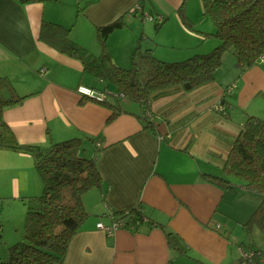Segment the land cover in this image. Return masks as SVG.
<instances>
[{
    "label": "crops",
    "instance_id": "0c3cea01",
    "mask_svg": "<svg viewBox=\"0 0 264 264\" xmlns=\"http://www.w3.org/2000/svg\"><path fill=\"white\" fill-rule=\"evenodd\" d=\"M175 2L0 0V77L9 78L19 95L26 96L22 104L4 112L19 142L47 145L88 136L95 140V148L101 145L97 163L103 184L83 196L89 217L73 237L64 264H176L181 259L192 264H240L238 241L231 239V229L234 221L247 220L260 197L234 179L235 186L223 190L205 181L202 173L222 175V165L247 117L264 118V64L242 71L231 52L223 62L227 74L218 69L214 81L191 91L177 87L161 91L151 102L155 133L144 127L138 105L124 107L125 112L107 123L112 110L77 91L79 85L101 87L100 80L84 75L81 61L39 39L42 22H56L70 28L76 43L99 55L98 27L120 18L123 25L106 41L118 66L123 65L117 59H131L140 35L142 48L168 59L157 53L156 35L169 19L161 9H173ZM136 4L142 10L132 13ZM144 12L163 15L166 21L157 29L156 22L147 23ZM170 31L178 35L182 25L175 21ZM207 40L202 37L190 49L209 51L212 46L203 45ZM232 83L237 87L226 92ZM217 104L224 105L227 112H218ZM2 152L18 168L13 171L23 176L18 163L31 157ZM11 180L17 192L30 193L28 174L23 182L14 174ZM239 194L257 202L248 212L242 206L241 216ZM140 203L154 222L166 225L184 240L190 257L171 249L160 227L150 229L145 224L137 233L119 229L111 236L97 229L98 222H111L113 211Z\"/></svg>",
    "mask_w": 264,
    "mask_h": 264
},
{
    "label": "trees",
    "instance_id": "16d2710c",
    "mask_svg": "<svg viewBox=\"0 0 264 264\" xmlns=\"http://www.w3.org/2000/svg\"><path fill=\"white\" fill-rule=\"evenodd\" d=\"M186 1L182 0L177 13L184 26L195 30L184 10ZM201 4L214 29L199 32L204 40L215 38L218 43L208 52H194L178 61L160 59L151 48H142L140 35L131 65L118 66L107 51L106 41L113 30L123 25L120 18L98 27L102 44L99 55L76 43L70 36V28L56 22L44 20L39 39L81 61L83 74L102 83L101 87L92 88L111 92L112 96L103 101L93 99L112 110L107 123L125 112L120 102L125 98L141 108L139 117L144 127L157 133L151 102L158 93L175 87L191 91L214 81L227 51L235 54L242 71L258 64L264 53V0H201ZM161 16L163 21L156 22L157 29L166 21ZM25 98L9 78L0 77V150L29 155L43 183L40 195L26 198L23 239L8 247V257L1 264H64L73 237L89 217L83 196L103 184L97 163L100 149L95 148V140L88 136L51 141L47 145L19 142L4 119V112L22 104ZM222 172V175L202 173V178L223 190L233 188L236 178L246 191L259 195L258 206L242 225L249 233L256 226L264 233V118L247 117L222 165ZM112 220L122 222L124 229L132 233L139 232L145 224L150 229L160 227L171 249L190 257L184 240L166 225L154 222L142 203L125 211H113ZM1 229L0 221V238ZM248 247L254 249L257 264H264V251L253 244Z\"/></svg>",
    "mask_w": 264,
    "mask_h": 264
},
{
    "label": "rangeland",
    "instance_id": "374dc122",
    "mask_svg": "<svg viewBox=\"0 0 264 264\" xmlns=\"http://www.w3.org/2000/svg\"><path fill=\"white\" fill-rule=\"evenodd\" d=\"M175 1L176 2L173 9H166L164 7L163 9H161L162 12L169 14V19L167 21L168 24H166V26H163L160 32L156 35V41L160 44L156 47L157 53L159 52L163 55L169 56L168 59H163L167 61L182 60L187 58L189 54H192L194 52H201L197 51L198 47L194 50L190 49V47H194L201 43L203 35L199 31L207 32L214 28V23L210 19V17L204 15L201 0H187L184 5V10L187 13L189 19L194 23L195 30H190L182 24V21L176 11L182 0ZM148 21L149 22L147 23L150 24L151 21ZM175 21H177L179 25H182V32L178 35L170 31L173 29ZM216 42L218 43L217 39L211 38L203 42V45L208 47L212 46L210 47V49H208L210 51ZM116 46L118 47V45ZM204 46H201V49H203ZM187 53L188 55H186ZM229 53L231 52H225L223 56L224 63L226 60L225 57L230 55ZM117 60L122 63V67H129L131 65V59ZM223 64L219 69H222L221 71H223L224 74H227L229 70L226 66L223 67ZM92 79L96 80L94 77ZM120 102L125 108L137 106V104L130 102L125 98H121ZM0 153H3L2 155H0V221L2 223V238H0L1 264V262H4V260H6V258L8 257V247L18 241H22L23 239L26 219V198L28 196L40 195L43 191V183L38 171L34 166L32 158H30V161L23 160L18 163V165L20 166L19 168H21L25 172L22 176V173L13 171L18 168H16V166L12 164V161H10L11 159H7L5 157L6 154H4L2 150H0ZM12 174L21 178L22 182L24 181V174H28V179L30 181L31 187L29 189L30 193H27V191H24L23 189L17 192L15 182L11 180ZM234 180L237 181L238 179L235 178ZM239 196L243 199V202H240L239 199V215L241 216L243 207L244 210L248 212L250 208L256 206L257 202L255 198L244 197L240 194ZM245 219L246 217L243 220ZM230 236L231 239L237 240L239 244H245L246 246L253 244L264 250V233L257 226L253 227L252 231L249 233L247 229L242 225V223H237L236 221H234ZM176 264L192 263L190 262V260L181 259Z\"/></svg>",
    "mask_w": 264,
    "mask_h": 264
},
{
    "label": "built area",
    "instance_id": "2783aa9c",
    "mask_svg": "<svg viewBox=\"0 0 264 264\" xmlns=\"http://www.w3.org/2000/svg\"><path fill=\"white\" fill-rule=\"evenodd\" d=\"M141 10H142V8H141L140 4H136L131 9V12L132 13H138ZM144 16L146 19H148L150 21H154V22H158V23L163 21V17L161 15H153L152 13H149V12L145 13L144 12ZM258 64H264V53L260 56V58L258 60ZM41 72H44V69H42ZM236 87H237V84L232 83L226 88V92H231ZM77 91L80 95L92 98V99L97 100V101H103V100L109 98L110 96H112L111 92H109V91H100V90L94 89V88L86 86V85H79L77 88ZM215 108L218 112H222V113L227 112V109L224 105L217 104V105H215ZM100 146L101 145L98 144V147H100ZM110 215H112V214H110ZM217 227L220 228V225H218ZM97 229L104 232L106 235L111 236V235H114L115 232L118 231L119 229H124V226H123L122 222H118L115 220H112L109 224H106V223L100 221L97 223ZM238 249H239V253H240V258H239L240 264H257L256 259H255V251L253 248L248 247L245 244H239L238 243Z\"/></svg>",
    "mask_w": 264,
    "mask_h": 264
}]
</instances>
